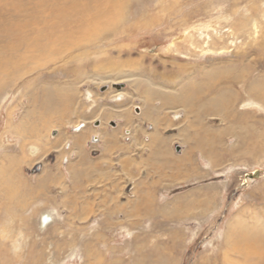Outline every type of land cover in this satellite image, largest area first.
<instances>
[{
    "label": "rangeland",
    "instance_id": "rangeland-1",
    "mask_svg": "<svg viewBox=\"0 0 264 264\" xmlns=\"http://www.w3.org/2000/svg\"><path fill=\"white\" fill-rule=\"evenodd\" d=\"M1 5L0 264H264V0Z\"/></svg>",
    "mask_w": 264,
    "mask_h": 264
},
{
    "label": "bare ground",
    "instance_id": "bare-ground-1",
    "mask_svg": "<svg viewBox=\"0 0 264 264\" xmlns=\"http://www.w3.org/2000/svg\"><path fill=\"white\" fill-rule=\"evenodd\" d=\"M9 1V0H8ZM14 1V0H13ZM112 1V0H111ZM120 2V0H114V2ZM2 2V1H1ZM3 4V3H2ZM18 4V3H17ZM15 5L16 7L18 6V5ZM7 5V4H6ZM10 4H8V6H9ZM89 5V4H88ZM14 6V7H15ZM3 8V5H1V7H0V15L2 14V13H4V11L3 10H5V9H3V10H1ZM11 8V7H10ZM16 10V9H15ZM11 12V11H10ZM15 12V11H14ZM7 13H9V11H7ZM0 19H2L1 17H0ZM1 22V21H0ZM106 23V22H105ZM104 23V24H105ZM101 26H103V25H101ZM100 25H99V23H96V25L93 27V32L94 33H92V35L90 34V35H88L87 37L90 39V38H93L94 37V35L96 36L97 34L100 36L101 35V33H102V29L100 28L101 27ZM2 27V26H1ZM98 31V32H97ZM63 34V33H62ZM67 36V35H66ZM66 38V37H65ZM59 39H61L59 36H58V40ZM84 39V38H83ZM61 41V40H60ZM57 42H59V41H57ZM62 42H64L63 40H62ZM102 65V64H101ZM117 65V64H116ZM120 66V65H119ZM99 67V66H98ZM117 67V66H116ZM100 69V68H99ZM102 69V68H101ZM230 79V78H229ZM196 85V84H195ZM208 85V84H207ZM198 87V86H197ZM63 88V87H62ZM61 88V89H62ZM190 88V87H189ZM192 88V87H191ZM259 88H260V86H259ZM64 89V88H63ZM261 89V88H260ZM51 90H52V92L54 93V89L53 88H51ZM60 90V89H59ZM261 90H264V87H262V89ZM194 92L193 91V89H191L190 91H187V92ZM196 91V90H195ZM69 92V91H68ZM186 92V93H187ZM66 93V92H65ZM198 92H196V94H197ZM56 94H58V93H55V95ZM180 94V93H179ZM258 94V93H257ZM170 95V97H168ZM169 95H167V98H165L164 100H163V103H164V105H168V107L170 108L171 106H174V105H176L178 102H180V100L182 101L183 99L182 98H179V97H176L175 95V97L170 93ZM173 97H172V96ZM177 95V94H176ZM182 95V94H181ZM186 95V94H185ZM59 96H60V94H59ZM61 96H63V95H61ZM179 96V95H178ZM195 96V95H194ZM53 97V96H52ZM166 97V96H165ZM187 97V96H186ZM185 96H184V98L185 99H187ZM66 98V97H65ZM67 99V98H66ZM184 99V100H185ZM187 101V100H186ZM223 101H224V104H225V101H226V99H223ZM222 101V102H223ZM61 102V101H60ZM181 103V102H180ZM183 104H184V101L182 102ZM186 103V102H185ZM60 106H61V104H59ZM163 105V104H162ZM163 105V106H164ZM148 107V106H147ZM165 107V106H164ZM61 108V107H60ZM154 109V108H153ZM148 108H147V111H146V115H147V112H148ZM217 110V109H216ZM60 111H61V109H60ZM151 111H149V113H150ZM130 113H128V115H129ZM126 117V116H125ZM148 117H149V114H148ZM151 117V116H150ZM150 117H149V119H150ZM127 118V117H126ZM129 118L130 117H128L127 119L129 120ZM132 118V117H131ZM130 118V119H131ZM153 118V117H152ZM163 119V118H162ZM134 120V119H133ZM155 120H157L156 118H155ZM163 120H165V118L163 119ZM158 122V124H161L162 122H161V120L159 121V120H157ZM167 122H170V121H168L167 120ZM167 122H165V125L164 126H166V123ZM171 124V123H170ZM170 124H169V126H170ZM21 127H23L22 125H21ZM23 130V129H22ZM26 131H27V129H26ZM162 131V130H161ZM111 133V132H110ZM28 134V133H27ZM26 134V135H27ZM29 135V134H28ZM113 136V135H112ZM112 136H108V137H106V139L105 140H107L108 141V143H109V145L107 146V148L106 149H108V150H113L114 148H119V149H122V150H124V149H129L130 147H126V146H123V145H121V144H119L118 142H117V140L116 139H114V137H112ZM64 137L62 136V140H64L63 139ZM84 138H85V136L83 135V133H81V134H79V135H77V136H75V140H74V143L76 144V145H80V144H82V146L84 147V142H85V140H84ZM151 141L149 142V143H147V144H143L142 143V141L140 140V139H136V140H134V144H133V147L135 146H138V145H140L141 147H142V149H149V152L151 153V152H153L155 155H156V157L157 156H162V155H164L162 152L164 151V147L167 145V142L169 141V140H167V138L166 137H164L163 135H161V132L160 131H155L154 133H152V135H151ZM56 141H59V140H56ZM60 142V141H59ZM55 145V144H54ZM38 147V146H37ZM106 147V146H105ZM77 148H79V147H77ZM76 148V149H77ZM80 149V148H79ZM132 149V148H131ZM36 150V149H35ZM34 150V151H35ZM170 150V149H169ZM33 151V150H32ZM38 151V150H37ZM172 155V154H171ZM80 157V156H79ZM174 157V156H173ZM151 158V157H150ZM155 158H153V161H156V160H158L157 162H158V164L159 165H157L158 166V168H160L161 167V165L160 164H162V158H161V160H159V157L158 158H156V160H154ZM166 159V158H165ZM170 158H168V160H169ZM176 159V158H175ZM125 162L127 163V164H130V162H134V160L133 159H131V158H128V157H126L125 159ZM152 160V159H151ZM79 161H80V163L81 162H86V161H88L86 158L85 159H83L82 161H81V159L79 158ZM143 161V160H142ZM145 162H146V160H144ZM143 161V162H144ZM148 161H150V160H148ZM168 162V161H167ZM150 163H152L151 161H150ZM76 164V163H75ZM122 164V163H121ZM170 164V163H169ZM180 164V163H179ZM179 164H173L174 165V167L178 170V173L180 174V172H181V170H182V168H184L185 170H187L185 167H184V165H183V160H182V163H181V166H179ZM95 165H98V163H95ZM125 165V164H124ZM156 165V164H155ZM163 166H165V164L163 165ZM162 166V167H163ZM161 167V168H162ZM182 167V168H181ZM73 168L75 169L76 167H74V164H73ZM78 168V167H77ZM76 168V169H77ZM123 168H124V166H123ZM169 168H170V166H169ZM181 168V169H180ZM72 169V168H71ZM81 170H83V169H81ZM88 170V169H87ZM77 171V170H76ZM76 171L74 172L75 174V176L74 177H76ZM85 171V170H84ZM180 171V172H179ZM80 173H82V171H80ZM86 174V173H85ZM82 175V174H81ZM84 175V174H83ZM106 176V175H105ZM79 178V177H78ZM55 179V178H54ZM41 186H42V184H41ZM66 186V185H65ZM204 202V201H203ZM138 209H135V212L137 211ZM148 211H150V208H148L147 209ZM180 211V210H179ZM179 211H177V212H179ZM151 212V211H150ZM176 212V213H177ZM131 215H132V213H131ZM53 220V217L50 215V213H43L42 214V216H41V222H42V226H46L47 224H49L51 221ZM237 225H238V223H237ZM240 225H242L243 226V224H239V226ZM255 226V225H254ZM241 227V226H240ZM257 227V226H256ZM236 229L235 227H234V225L232 226V229ZM251 229L252 228H255V227H250ZM251 229H247V228H242L240 231L243 233V234H241V237H243L244 239H245V241H246V246L247 247H245L244 246V249H250L251 251H256L260 246H264V231L262 230V231H260V233L258 234L256 231H254V230H251ZM257 230V229H256ZM256 232V233H255ZM241 239V238H240ZM262 244V245H261ZM262 246V247H263ZM246 252V251H245Z\"/></svg>",
    "mask_w": 264,
    "mask_h": 264
},
{
    "label": "crops",
    "instance_id": "crops-1",
    "mask_svg": "<svg viewBox=\"0 0 264 264\" xmlns=\"http://www.w3.org/2000/svg\"><path fill=\"white\" fill-rule=\"evenodd\" d=\"M84 131H86V130H84ZM84 131H81V132L79 131L76 135H79V134H81V133L84 132ZM104 132H107V130H103L102 133H104ZM105 134H107V133H105ZM111 134H114V133L111 132ZM76 135H74V138H73L74 140H75V136H76ZM108 135H109V134H108ZM87 139H88V138H87ZM87 139H86V141H87ZM74 140H73V143H74ZM73 143H72V144H73ZM75 147H76V146H75ZM80 150H81V149H80ZM80 150H78V152L81 153V155H83L82 160L85 159L84 157L87 158L88 156H85V155H88L85 146H84V148L82 149V151H80ZM88 158H89V157H88ZM78 159H79V157L76 158L74 161H72V162L74 163V167H76V168L78 167L77 169H79V168L81 169L82 166H85L88 170H91V167L93 166V163H94V162H92V164H90L89 162H88V164H87V163L82 164V162L80 163V161H78ZM82 160H81V161H82ZM100 162H101V161L99 160V163H100ZM75 163H76V164H75ZM103 164H105V162H104V163H100V164H98L99 166H98L97 168H93L94 170H92V171H96V170H97V172H99V171L101 170V169L99 170V168H100V166L103 165ZM68 167H69V169H70V171H71V170H72L71 168H73V164H69ZM101 167H102V166H101ZM73 170H74V169H73ZM101 172H104V169H103V168H102Z\"/></svg>",
    "mask_w": 264,
    "mask_h": 264
},
{
    "label": "water",
    "instance_id": "water-1",
    "mask_svg": "<svg viewBox=\"0 0 264 264\" xmlns=\"http://www.w3.org/2000/svg\"><path fill=\"white\" fill-rule=\"evenodd\" d=\"M249 176H250V178H254V177H256V176H259V172L256 171V172L250 174Z\"/></svg>",
    "mask_w": 264,
    "mask_h": 264
}]
</instances>
